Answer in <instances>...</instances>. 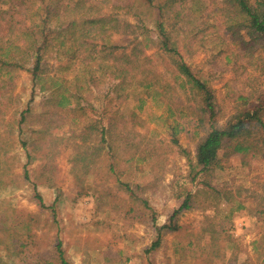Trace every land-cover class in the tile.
I'll list each match as a JSON object with an SVG mask.
<instances>
[{
	"label": "rangeland",
	"instance_id": "374dc122",
	"mask_svg": "<svg viewBox=\"0 0 264 264\" xmlns=\"http://www.w3.org/2000/svg\"><path fill=\"white\" fill-rule=\"evenodd\" d=\"M166 1L154 3L166 5L183 60L212 88L217 124L254 110L264 99V43L225 21L221 0ZM25 3L0 0V16L8 19L12 6ZM47 3L66 20L112 15L115 29L96 39L99 47L111 39L119 54H98L87 66L70 62L72 70L61 74L62 61L48 57V80L36 89L29 71L0 68V264H61L59 244L71 264H262L264 154L221 150L218 165L193 179L208 115L201 99L174 80L164 51L146 46L135 28L142 19L154 37L156 7L146 0ZM133 54L141 65L120 77ZM142 70L158 80L152 91L138 84ZM61 75L78 86L88 82L84 110L54 104L47 88ZM100 124L113 129L104 142ZM171 125L180 128L178 145ZM124 137L154 148L152 162H127ZM118 179L141 185L148 206L133 201ZM189 195L190 208L171 219ZM165 224L178 230H159Z\"/></svg>",
	"mask_w": 264,
	"mask_h": 264
},
{
	"label": "trees",
	"instance_id": "16d2710c",
	"mask_svg": "<svg viewBox=\"0 0 264 264\" xmlns=\"http://www.w3.org/2000/svg\"><path fill=\"white\" fill-rule=\"evenodd\" d=\"M25 1L26 3L22 7H11V14L8 19L0 16V68L29 71L33 78L34 89H36V84H40L42 81L46 82L45 79L48 80V78L43 77L48 57L55 55L62 61L57 69L61 74L65 70H72L70 62L87 66L98 54L105 53L110 56L119 54L117 51L120 45L114 43L111 39L103 40L101 47H99L96 39V33L98 32L104 37H108V33L113 32L118 20L113 18L112 15L85 16L80 21L76 19L66 20L53 8L52 3H47V0ZM146 1L147 4L157 9V17L153 21L155 36L150 37L148 31L144 33L148 29L140 27L142 19L135 28L145 36L144 43L146 46L164 51L173 67L174 80L179 82L181 88L194 92L201 99L200 110L208 115L209 130L205 132L196 147L193 179L201 173L209 172L218 165L221 150L245 156L264 154V99L254 110H244L234 115L224 126H219L216 121L217 107L214 92L205 81L197 76L192 66L183 60L176 39L178 37L174 31L169 29L166 20V5L164 7L160 2L155 4L154 0ZM170 1L168 0L166 3ZM221 2L225 6L224 12L229 18L225 21H231V26H245L264 43V0H221ZM53 21L55 23H52ZM124 25L133 26L131 23H121L122 27ZM95 26L98 27L95 29ZM77 27L80 28V32L77 31ZM150 32L151 30H149ZM136 64L137 57L133 54V58L126 61L124 67L118 71L120 77L121 74L133 72L141 65ZM87 83L78 86L61 75L47 89H51V96L56 99L54 104L59 110L75 112L84 110L81 105L84 86ZM138 84L144 91H152L158 84V80L156 77H149L142 70L141 76L138 77ZM41 89L43 90V86ZM26 112H30L29 109ZM25 121L26 113L24 112L22 113L21 123ZM91 122H93V126H97L94 120ZM201 122H203V119H201ZM187 123L190 124L189 121ZM169 128L172 131V143L178 145L176 134L180 131L179 126L171 125ZM110 130H113L112 126L101 125L102 142L106 140V135ZM181 130H183V127ZM123 140L125 142H123L124 148L128 149L127 162L137 156L146 163L152 162L154 148L146 151L143 143L135 141L133 138L124 137ZM148 142L151 143L149 140ZM117 182H119L121 188L130 194L133 201L148 206L145 199L139 195L142 189L141 185L122 179H118ZM84 190L83 187L82 192ZM191 197V195L187 196L181 207L173 213L171 219L176 217L182 210L190 208L189 199ZM225 198L228 199L227 195ZM129 212H133L132 209H129ZM161 229L178 230L175 228V224L174 227L171 224H165L159 230ZM160 238L159 233V237L153 246L159 244ZM60 245H58V250L61 264H71L65 259ZM262 264H264V259Z\"/></svg>",
	"mask_w": 264,
	"mask_h": 264
}]
</instances>
